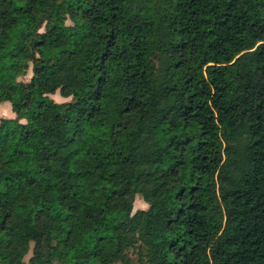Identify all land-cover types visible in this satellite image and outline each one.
Masks as SVG:
<instances>
[{"label": "trees", "instance_id": "obj_1", "mask_svg": "<svg viewBox=\"0 0 264 264\" xmlns=\"http://www.w3.org/2000/svg\"><path fill=\"white\" fill-rule=\"evenodd\" d=\"M3 103L0 264H264V0H0Z\"/></svg>", "mask_w": 264, "mask_h": 264}, {"label": "rangeland", "instance_id": "obj_2", "mask_svg": "<svg viewBox=\"0 0 264 264\" xmlns=\"http://www.w3.org/2000/svg\"><path fill=\"white\" fill-rule=\"evenodd\" d=\"M32 77V66L30 65L27 68V75L23 78L24 81H29ZM51 99H53L57 103H65L68 100L62 98L60 96V93H57L55 95L50 96ZM16 115L14 114L11 104L10 103H3L0 105V119L6 118V119H15ZM148 209V205L142 200L140 196H137L135 199L134 204V212L138 210H146ZM32 255V252L27 256L25 259V263L27 264L30 257Z\"/></svg>", "mask_w": 264, "mask_h": 264}]
</instances>
